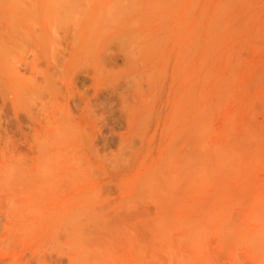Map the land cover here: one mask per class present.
Returning a JSON list of instances; mask_svg holds the SVG:
<instances>
[{"label": "rangeland", "instance_id": "1", "mask_svg": "<svg viewBox=\"0 0 264 264\" xmlns=\"http://www.w3.org/2000/svg\"><path fill=\"white\" fill-rule=\"evenodd\" d=\"M0 264H264V0H0Z\"/></svg>", "mask_w": 264, "mask_h": 264}]
</instances>
